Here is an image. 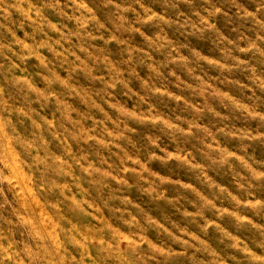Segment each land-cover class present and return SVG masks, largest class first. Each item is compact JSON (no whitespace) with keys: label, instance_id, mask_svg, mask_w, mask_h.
Here are the masks:
<instances>
[{"label":"rangeland","instance_id":"rangeland-1","mask_svg":"<svg viewBox=\"0 0 264 264\" xmlns=\"http://www.w3.org/2000/svg\"><path fill=\"white\" fill-rule=\"evenodd\" d=\"M4 2L0 0V5ZM7 2L34 4L65 23L67 32L80 31L79 22L56 11L72 0ZM87 3L92 10L88 44L96 67L113 65L119 75L97 78L88 70L92 61L79 68L58 64L63 81L57 89L59 102L45 99L48 85L35 60L12 57L20 69L10 72V62L4 58V45L13 39L42 38L39 25L17 19L15 38L0 28V126L11 113L27 136L37 131V122L45 126L50 123L47 117L56 118L62 110L78 114L68 145L49 135L46 127L43 130L46 149L55 153L67 148L87 175L76 181L67 199H60L67 190L56 185L43 199L57 200L61 220L75 221L81 229L103 230L125 240L129 232L150 238L154 248L136 264H252L250 251L264 256V86L256 82L257 74L264 76V52L241 54L242 63L228 60L234 65L228 70L211 58L238 55L240 45L254 40L257 33L264 36V0ZM142 6L162 11L169 22H141L137 13L144 14ZM215 7L221 11L210 17L214 28L189 29L187 22H199L194 10L207 15L206 10ZM257 8L260 24L244 15ZM163 37L170 42L164 43ZM173 45L184 54L179 59L170 51ZM201 53L208 54V63L201 61ZM184 56L189 58L187 65ZM188 69L203 73L204 79H193ZM19 70L26 71L45 95L34 96L14 85L11 73ZM250 84L259 90L250 92ZM94 98H108L111 107L102 112ZM239 101H246L253 113L244 106L238 110ZM18 109L23 114L18 115ZM96 164L102 169L97 170ZM4 178L0 166V188L6 192V197L0 194V224L13 207H20Z\"/></svg>","mask_w":264,"mask_h":264},{"label":"clouds","instance_id":"clouds-1","mask_svg":"<svg viewBox=\"0 0 264 264\" xmlns=\"http://www.w3.org/2000/svg\"><path fill=\"white\" fill-rule=\"evenodd\" d=\"M118 7L122 11L127 10L125 6ZM142 7L144 14L141 16L137 13L141 22L161 20L169 22V17L162 11L147 6ZM56 11L61 16L79 22L80 31L67 32L65 23L51 15H46L41 7L34 4L5 0L0 5V28H3L9 36L17 37V33L14 31L17 19H27L37 23L42 33L40 39L35 36L31 39L21 37L5 44L4 58L10 62V72L12 69H20L16 60H35L40 65V78L45 80L48 85L46 95L41 91V86L35 84L33 78L26 71L12 72V83L34 96L45 95V99L53 102L61 100L57 89L63 81L58 75V64L65 63L79 68L92 61L88 65V70L94 73L97 78L108 79V73L119 75V70L113 65L108 64L99 69L96 67L94 53L88 44V38L92 35L88 31L92 10L87 0H72V3ZM206 11L207 15H202L199 11L194 10L193 15L199 17V22H187L189 29L200 30L201 25L209 30L214 28V21L210 17L218 14L221 9L215 7ZM259 11V8L246 10L244 15L260 24L262 23L260 17L256 15ZM52 29L56 30L55 33H52ZM137 30L142 31L141 29ZM72 37H75V41L72 40ZM162 41L168 43L170 38L163 37ZM261 44H264V36L257 33L254 40L239 46L238 53L240 54L224 59L214 56L211 59L217 66L228 70L234 66L230 65L228 60L242 63L245 56L241 54L264 52ZM170 51L177 53V59L184 55L174 45ZM12 57H16V60H13ZM200 57L203 63H208L207 53H201ZM183 63L185 65L189 63L187 56H184ZM153 71H157V69L153 68ZM188 71L192 74L193 79H204L203 73L195 69H188ZM177 75L179 74L177 73ZM180 78L183 79L182 76ZM256 82L257 85L264 86V76L257 74ZM212 86V82L209 81L208 87ZM254 90L258 91L259 89L258 87L254 89L250 84L249 91ZM221 91L231 96L227 89H221ZM94 99L102 112L108 111L111 107L108 98H105L104 101ZM240 106H244L243 110L249 114L254 111L251 106L246 104V101H239L238 110ZM17 114H23L22 110L18 109ZM77 115L74 110H62L56 118L47 117L50 123L45 126H41L37 122V131L27 136L17 127L11 113L5 115L3 126H0V166L4 170V186L9 191L14 190V197L20 202V207H13L9 215L2 217L0 264H110V262L111 264H136L140 257L150 254L154 248L150 238H145L142 234L129 232V238L125 240L123 237L115 238L106 234L103 230L81 229L76 226L75 221H62L58 215L60 203L57 200L43 199V194L47 193L53 185H56L57 189L59 186H63L67 191L60 195V199H67L68 193L76 181L87 175V173L81 172L79 164L72 159L67 148L55 153L46 149L48 139L44 134V127L47 128L48 134L54 136L58 142L68 145L72 129L78 123ZM172 123L177 122L173 120ZM89 135H94V133ZM235 136L241 138L242 134L236 132ZM88 142L93 141L89 139ZM234 156L237 160L243 161V157L239 153H234ZM196 163L200 162L196 161ZM96 169L101 170L102 165L96 164ZM185 183L190 182L185 181ZM193 187L196 186L193 185ZM0 194L6 197L4 188H0ZM157 223L159 222L157 221ZM120 231L126 232L127 230L121 228ZM249 256L252 264H264V256L252 251L249 252ZM213 264H219V262L213 261Z\"/></svg>","mask_w":264,"mask_h":264}]
</instances>
